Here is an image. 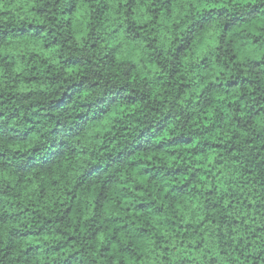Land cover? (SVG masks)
Instances as JSON below:
<instances>
[{"label": "clouds", "instance_id": "9594fccd", "mask_svg": "<svg viewBox=\"0 0 264 264\" xmlns=\"http://www.w3.org/2000/svg\"><path fill=\"white\" fill-rule=\"evenodd\" d=\"M110 2L111 0H92L94 6L90 9L88 29L81 38L79 31L74 32L73 25L68 23L70 19L78 18L80 12L77 11L75 17H68L64 14V10L70 8L72 3H78L80 8L88 7L82 0H60L59 3L50 0V6L47 7L43 17L38 16L31 9L44 8L49 4V0H0V10L4 13L0 15V31L7 29L10 33L0 41V49L5 54L9 52L14 54L12 62L15 65V67L11 65L5 67L4 64H0V81L7 80L10 85L13 79L22 81L24 76L39 74L44 77L41 84L32 86L42 89L40 95L33 98L43 100L44 116L39 124L35 123L33 116L35 109L27 107L32 104L31 99L22 100L19 104L12 102L8 105H0V112L19 110L17 118L11 121V129L5 135H0V151L8 148L9 141L19 139L23 141L24 151L29 148L35 149V152H28V156L33 157V162L51 165L54 158L61 156L65 151L83 148L80 134L90 128V122L104 112L112 110L121 117L115 122L121 137L112 145L117 151L125 147L124 141L129 142L128 147H134V143L147 141L150 134L161 126H167L171 137L183 134L185 137L193 138V143L178 150L171 146L157 147L161 139H164L167 145V139L170 137L156 139L151 144L153 151L146 155V160H151L152 163H146L144 167L154 168L155 165H160L159 176L152 181L147 177L142 179L137 177L136 180L131 181V183L145 184L144 191L136 196L137 202L143 196L145 201H155L154 207L163 205L167 210L168 221L173 218L178 219L179 216L171 206L175 203L172 198L176 195L172 191L173 186L186 183L197 167L208 168L209 171L205 173L208 178L202 180L198 178V174V177L194 178L193 188L203 187L207 190L217 183L223 186L224 181L230 177L235 182L232 187L237 191L244 190L240 185L241 182H245V187L251 192V182L256 178L257 173L246 176L243 170L247 167L254 168L260 160H264V116L254 123L250 122L253 119V111L257 107L264 108V65L254 67L251 61L244 57L232 60V45L226 43L221 46L219 52L215 48L211 50V72H190L189 64L181 65L179 54L176 53V45L172 43L180 35V31H174L158 22L144 30L140 40L132 41L142 49V56L134 61L136 66L133 67L131 63H125L117 53L118 46L130 42L129 35L125 31L128 27L125 21L135 17L131 14L125 16L127 9H121L120 18L117 19L114 16L115 5H112L106 15L104 12L102 15H97V6L102 8L104 3ZM163 3L164 0H159L155 7L161 8ZM146 6L152 5L148 3ZM253 6L264 12V0H232L226 15L228 19L244 15L251 11ZM157 15L159 21L165 19L162 12ZM146 19L151 20L153 17L149 16ZM139 22L143 24L145 19ZM122 24L124 28H120L118 32L114 31ZM29 25H47V30L38 37L32 34L34 30L23 37L14 34L13 29L18 32L20 29H28ZM153 28L157 31L153 32ZM89 32L91 35H88ZM164 36L167 38L165 39ZM145 37L148 39H144ZM152 37L159 39L153 40ZM57 40L58 43H53ZM93 44L96 45L95 48L92 47ZM36 52L40 53L39 57L35 55ZM69 56L82 58V67L65 68L61 60L62 57ZM34 67L35 71H33ZM180 67L184 70L178 72L177 69ZM19 73L23 75L19 76ZM48 77H53L55 82L49 84ZM244 77H247L248 83L243 82ZM65 80L68 84H76V89L70 90V94L71 91H76V95L70 101L66 98L60 103L59 97L64 95L66 90V86H62ZM229 80L237 81L238 86L229 88ZM3 90L7 91L8 88L5 87ZM29 90H31L29 86L21 83L13 92L15 94ZM208 97H212L213 102L210 106L204 107V101ZM131 98L136 100L135 111L129 103ZM233 100L235 102L229 107L228 102ZM217 108L225 113L223 124L218 120H209L208 124L221 127L224 131V137L219 143L227 148H233V145L239 146L227 155H222L220 150H214L217 159L224 161V164L219 166L210 162L209 154L201 152L197 147L200 145L202 148L204 141L212 139L214 133L205 131L204 117L209 113L219 116L216 112ZM28 117L33 118L35 127L27 124ZM237 120L240 121L239 126ZM2 122L0 118V123ZM15 129L19 130L20 138H17V132H13ZM233 137L236 139L233 140ZM228 141L233 143L228 144ZM192 149L196 152L194 153ZM105 150L111 151L112 148ZM170 152L172 154H169ZM257 153H260L259 157ZM28 156L23 159L27 161ZM154 156L162 159L154 160ZM97 158L100 163H104V153L99 148L92 154V162L94 163ZM229 164L232 168H225L221 177L215 175L220 168ZM169 168H182L184 172L179 177L174 173L166 175ZM10 210L23 213V206L12 207ZM42 210L45 216L49 215V212L52 216H56L59 209L57 207L53 210L45 206ZM232 215L237 219L243 217L251 223L236 225L231 231L225 227L219 236L216 235L214 228L209 227L211 234L200 237L204 240L202 247H196L199 240L191 233L187 238L188 243H181L184 239L183 233L179 238L174 239L171 230L167 233L154 230L149 238L152 242L150 250L137 249L138 252H147V255L138 262L129 258V264H264V213L259 215V219L252 220L251 213H246L242 207H237ZM158 219L164 220V216ZM21 222L22 226L28 229H39L45 224L43 219L34 220L31 213L22 215ZM103 223V221L100 223L90 221L83 231H73L74 228H79V225H73L71 221L56 225L66 234H74L77 237L76 241L70 243L66 249L69 255L76 253L71 257L70 264H119V260L123 259L119 248L126 246L127 241L120 245H111L113 250L110 253H102L101 247L111 240L113 226L104 224L105 230L100 232L99 239L93 238L92 232L100 228ZM178 223L183 224L184 221L178 219ZM192 223L198 225L200 221L194 220ZM138 224L142 226L144 219H138ZM43 239L47 240L51 237L45 236ZM121 239L124 240L123 234ZM127 239H132L131 233ZM11 243L13 245L11 248L7 241L0 244V264H34L31 256H25L21 250L26 244L35 241ZM60 256V264H63L65 253H61Z\"/></svg>", "mask_w": 264, "mask_h": 264}, {"label": "trees", "instance_id": "16d2710c", "mask_svg": "<svg viewBox=\"0 0 264 264\" xmlns=\"http://www.w3.org/2000/svg\"><path fill=\"white\" fill-rule=\"evenodd\" d=\"M56 2L59 3L60 0H56ZM82 2L88 7L80 8L78 3H72L70 8L64 10V14L68 17H75L76 12H80L78 18L70 19L68 23L73 25L74 32L79 31L81 38L88 29L90 9L94 6L92 0H82ZM158 2L159 0H126V2L125 0H111L109 4L104 3L102 8L97 6V15H102L103 12L106 15L112 5H115L114 16L117 19L120 18L121 9H127L124 13L125 16L131 14L135 17V19L125 21L128 26L125 31L129 35L130 42L118 46L117 55L122 57L125 63H131L133 67L136 66L134 61L142 56V49L132 41L140 40L144 30H147L152 24L160 22L174 31H180V35L172 43L176 45V53L179 54L178 59L181 65L189 64L190 72H211V50L215 48L219 52L221 46L226 43L232 45V60L244 57V59L250 60L254 67L264 65V12L259 11L255 6L244 15L228 19L226 13L229 12L228 5L232 3V0H164L161 8H156L155 4ZM148 3H151L152 6L147 7ZM49 6L50 0L44 8L33 7L31 10L43 17ZM161 12L165 17L163 21L158 20L157 14ZM0 15H4L2 10H0ZM149 16L153 19H146ZM141 19H145L143 24L139 22ZM120 28H124V25H120L114 31L118 32ZM46 30L47 25H29L28 29H20L18 32L13 29L14 34L20 37L29 35L30 31L38 37ZM152 31L156 32L157 29L153 28ZM9 34L7 29L0 31V41L8 37ZM49 34L51 33L49 32ZM88 35H91V32ZM164 38L166 39L167 36ZM152 39L156 40L159 37H152ZM58 42V40L53 41V43ZM92 47L95 48L96 45L93 44ZM13 55L12 52L5 54L0 49V57H2L0 64H4L5 67L9 65L15 67L12 62ZM35 55L39 57L40 53L36 52ZM61 63L65 68L78 69L82 67L83 59L74 56L62 57ZM35 70L34 67L33 71ZM183 70V67L177 69L178 72ZM18 75L22 76L23 74L19 73ZM242 79L244 83L249 82L247 77ZM43 80L44 77L37 74L24 76L22 81L13 79L10 85L7 80L0 81V105H8L12 102L19 104L22 100L31 99L32 104L27 107L35 109L33 116L35 123L39 124L44 116L43 100L33 98L40 95L42 89L32 88V86L41 84ZM53 80V77L47 78L49 84L54 83ZM21 83L29 86L31 90L14 94L13 90ZM62 86H66V90L64 95L59 97L60 103H63L66 98L70 101L76 95V91H71L70 94V90L76 89V84H68L65 80ZM237 86V81H228L229 88ZM5 87L8 88L7 91L3 90ZM201 95L203 97L204 94ZM212 102L213 98L208 97L204 101V107L210 106ZM233 102L235 101H229L228 106L231 107ZM129 103L135 111L136 100L131 98ZM216 112L219 113V116L209 113L204 117L205 131L214 133L212 139L204 141L202 148L200 145L197 147L201 152L209 154L210 162L219 166L223 165L224 161L217 159L214 150H220L222 155H227L239 146L233 145V148H227L219 143V140L224 137V131L221 127L208 124L209 120H218L220 124H223L225 113L221 112L219 108L216 109ZM18 115L19 110L0 112V118L3 120L0 123V135H5L11 129V121L15 120ZM252 115L253 119L250 122L254 123L264 116V108L257 107ZM120 119L119 114L112 110L104 112L90 122V128L80 134V142L84 147L65 151L61 156L55 157L51 165L33 162V157L28 156V152H35V149L29 148L24 151L22 140L9 141L8 148L5 151H0V244L7 241L11 248L13 241H35V243L26 244L21 250L25 256H31L34 264H60L61 253H65L63 264H70L71 257L76 253L69 255L66 253V249L70 243L76 241L77 237L74 234H66L56 225L71 221L73 225H79V228H74L73 231H83L90 221L95 223L103 221L101 227L92 232L93 238L99 239L100 232L105 230L104 224L113 227H111V240L101 247V252L110 253L113 250L111 245H120L127 241L126 246L119 248L123 257L119 260V264H129V258L138 262L147 255V252H138L137 249L150 250L152 242L149 238L154 230L164 233L171 230L174 239L179 238L183 233L184 239L181 240V243H188L187 238L191 233L199 240L196 247H202L204 240L200 237L211 234L209 227L214 228L216 235L219 236L225 227L231 231L236 225L251 223L243 217L240 219L234 217L232 213L235 208L242 207L246 213H251L252 220L259 219V215L264 213V203L261 202L264 201V160H260L254 168L247 167L243 170L246 176H252L254 172L257 173L256 178L251 182V192H248L245 182H241L240 185L244 190L237 191L232 187L235 182L230 177L224 181L223 186L217 183L207 190L203 187L193 188L194 178H197L198 174V178L202 180L208 178L205 173L209 169L203 167H197L196 171L188 177L186 183L174 185L172 191L176 195L172 199L175 203L171 206L179 214L178 219L184 221L183 224L178 223L177 218L168 221L167 210L163 205L154 207L155 201H145L141 196L137 202L136 196L144 191L145 184L131 183V181L136 180L137 177L141 179L147 177L149 181H152L160 174L161 166L158 164L154 166L155 171L152 167H144L146 163H152L151 160H146V155L153 151L152 142L159 137H170L167 139V145L165 140L161 139L160 145L157 147L171 146L178 150L193 143V138L185 137L183 134L171 137L167 126H161L150 134L147 141L132 142L134 147H128L129 142L124 141L125 147L117 151L112 145L116 144L117 138L121 137L115 123ZM26 122L30 127H35L32 117H28ZM239 124L240 121L237 120V125L239 126ZM13 132H17V138H20L18 129ZM217 133L218 136L215 135ZM235 139L236 137H233V140ZM232 143L233 141H228V144ZM97 148L104 153V163H100L99 158L94 163L92 162V154L96 153ZM106 148H112V150L106 151ZM192 151L196 152L195 149ZM259 155L260 153H257V157ZM25 156H28L27 161L23 159ZM153 159L159 160L162 157L154 156ZM189 167L191 166L189 165ZM225 168L231 169L232 166L229 164L220 168V171L215 175L221 177ZM183 172L182 168H169L166 175L174 173L179 177ZM225 187H227V191H225ZM21 206H23V213L10 210L12 207L19 208ZM45 206L53 210L58 207L56 216H52L51 212L45 216L42 210ZM3 209H9V211H3ZM26 213H31L36 221L43 219L45 224L41 225L39 229L25 228L22 226L21 216ZM160 216H164V220L158 219ZM138 219H144L142 226L138 224ZM194 220H199L200 223L198 225L192 223ZM93 226L95 227V224ZM185 229L188 231L184 232ZM194 229L195 231H193ZM259 230L257 227V231ZM130 233L132 239L129 240L127 238ZM121 234H123L124 240L121 239ZM45 236H49L51 239H43ZM105 239L107 240L108 237L106 236Z\"/></svg>", "mask_w": 264, "mask_h": 264}]
</instances>
